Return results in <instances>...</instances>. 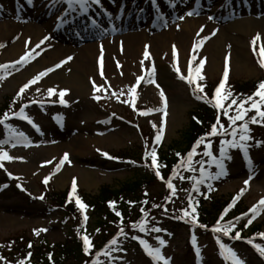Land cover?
I'll list each match as a JSON object with an SVG mask.
<instances>
[{"label":"rangeland","instance_id":"374dc122","mask_svg":"<svg viewBox=\"0 0 264 264\" xmlns=\"http://www.w3.org/2000/svg\"><path fill=\"white\" fill-rule=\"evenodd\" d=\"M157 1L164 11L159 16H163L166 26L158 30L148 25L132 32V35H143L132 54L127 50L128 33L123 31L98 41L83 40L88 30L81 22L83 12L79 5H73L75 10H71L67 0H32L31 4L28 0H0V66L15 64L29 52L33 55L28 62L14 68H0V120L10 119L20 126L10 132L5 129L6 124H0V153L7 152L11 157L0 161L3 165L0 167V248L5 244L6 248H11L10 262L27 260V252H23L27 245H20L24 238L39 247L41 238L56 245L97 232L95 213L78 206L80 215L68 214L63 207L57 206L54 198L74 183L72 199L80 201L78 196L82 194L95 196L104 185L118 189L146 174L144 160L153 151H166L181 142L190 125L191 112L203 100L201 94L207 82L215 89L223 80L226 57L229 58L227 82L264 80V66L259 56L260 44L264 43V0H243L241 3L239 0ZM148 2L152 3L151 0H101L100 4H95L90 0L88 11H94L90 12L91 16L102 26L113 22L109 17L117 14L116 9L122 14L125 5L131 4L141 13L150 12L152 9L146 8ZM220 2L224 4L213 5ZM207 7L214 13L201 12ZM194 8L199 9L200 14L188 16ZM70 14H78L77 20L69 18ZM117 21L119 26L127 28L126 22ZM241 26L248 29L239 31L237 28ZM186 29H190L189 39L183 41ZM213 32L216 34L212 35ZM258 34L261 40L257 41L254 52L251 41ZM163 35L165 40L160 39ZM204 37L209 38L192 64L195 68L200 59H206L201 73L204 79L198 81L204 91L198 92L196 84L189 83V63L193 45ZM90 44L94 45L92 62L89 67L85 64L83 70L78 55ZM146 49L150 53L147 60L144 58ZM43 61L46 67L39 70ZM57 65L61 67L54 69ZM42 72L47 75L21 94L20 89ZM58 72L61 76L53 81ZM76 74L89 87L84 97L70 84ZM140 76L145 79L137 86ZM192 78L195 79V73ZM94 85L101 91L97 92ZM134 87L135 93L132 92ZM48 89H54L55 94L49 96ZM61 91L66 92L65 103L60 102ZM31 101L34 102L24 107ZM45 104L51 105L45 109ZM22 108L26 116L24 121L18 115ZM255 115V110L249 112L245 121ZM237 134L235 141L246 144L247 156L240 148L222 143L216 146L208 141L195 149L193 158L205 149L210 152L226 149L228 158L223 159L224 171L218 178L221 170L215 161L201 168L191 179L186 174L193 168H187L173 180L152 178L147 185L151 195L163 192L169 182L173 185L165 194L164 206L168 209L165 212L176 216V210L187 206L186 198L190 199L189 191L193 189L194 194L204 199H237L235 203H241L247 210L241 218L234 217L235 225L239 222L248 226L260 224L264 232V210L255 219L250 212L264 200V124L249 123L251 139L246 142L239 141V132ZM157 135L161 137L159 142ZM65 155L67 160H64ZM221 159L220 151L216 161ZM88 173L94 182L87 181ZM46 178L47 183L44 182ZM201 180L203 183H197ZM250 219L252 223L248 224ZM155 221L157 227L154 228L161 231H153L156 234L152 237L149 233L146 244L153 249L160 248V255L167 264H226L220 256L221 243L236 253L241 264H264V255L254 247L264 248V238L248 245L202 230L194 235L188 225L168 218L157 217ZM136 231L134 234L123 231L109 249L95 250L87 254L88 259L82 263L68 264H164V260L156 261L149 256L144 245L126 241L129 236L138 235L140 230ZM158 238L165 241L163 246ZM229 262L232 264L231 260ZM0 264L6 263L0 259Z\"/></svg>","mask_w":264,"mask_h":264},{"label":"trees","instance_id":"16d2710c","mask_svg":"<svg viewBox=\"0 0 264 264\" xmlns=\"http://www.w3.org/2000/svg\"><path fill=\"white\" fill-rule=\"evenodd\" d=\"M260 83H264V80L245 83L229 81L226 83V88H228V91L232 93V97L239 103L247 100L249 97L255 99L254 93L258 91ZM215 89L207 82L203 97H206V100L191 112L190 125L183 133L181 142L170 146L166 151L159 150L155 153L157 166H153L152 158L149 156L144 160L148 172L142 177L127 182L118 189L104 185L96 196L86 194L81 196L82 204L86 206V209L92 210L97 217L96 224H98V231L88 237L91 242L90 251H85L83 239H68L56 245H52L44 239L38 247L29 239L24 238L20 245L22 247H26V245L29 247H26V251H23L27 252V260H16L18 261L16 264H68L69 262L74 263V261L82 263L88 259L89 256H86L87 254H91L95 250L101 251L110 247L112 245L111 241L117 238L118 234L121 233V229L134 234L138 231L136 229L140 230L139 225L143 224L145 231H140L135 236H129L127 240L136 241L133 237H137L138 239L146 237L152 232L153 227L157 225L155 221L157 217L161 219L168 218L182 225L186 224L191 228L189 231L192 234H197V231L202 230L215 236L226 238L229 241L246 243L248 245H251L248 241L254 242L255 240L262 239L264 236L261 234H264V232L260 224L245 227L246 224L244 222H239V224L235 225L234 221H232L234 217H241L243 212L247 210L241 203H235L233 198L228 200L216 198L204 199L199 194H194L193 189H191L189 191L190 199L186 198L187 206L176 210L177 214L173 216L169 214V211L165 212L168 209L164 206L166 201L165 194L169 192L168 185L163 189V192H159L155 196L151 195L147 189L148 183L152 181V178L154 180V176L173 180L180 173H184L187 168H193L192 172L186 174V177L191 179L201 168H205L214 162L213 157H215L216 161L217 155L205 156L204 152H202L195 156V158L192 157L189 164V153L194 148L196 149L201 146L197 144L198 141H202V143L208 141L212 145L217 146L225 141L238 140V134L232 136L230 133L234 127L239 128L246 121H237L235 126L231 125L223 110L214 106ZM222 103L227 108L231 103V98L222 101ZM246 105L245 107L247 108L248 106ZM228 111L229 115H235V106L228 109ZM214 125L217 127V135H211ZM157 171L160 173L159 176L156 174ZM57 196V198H54L58 204L57 206L63 207L68 214H81L77 203L68 199L69 191L57 194ZM67 201H69V204ZM193 207L196 209L195 213L192 212ZM185 211L189 213L188 217L184 216ZM117 213L120 215L117 216ZM193 219L195 223L192 222ZM229 223L233 225L229 236H224L222 232L217 235V232L213 231L217 226H227ZM128 228H130V231ZM237 231L241 234V239L239 240L234 239ZM6 247L7 245L5 244L0 248V252L2 253L0 256L2 258H8L12 254L11 248ZM7 262L14 264L8 260Z\"/></svg>","mask_w":264,"mask_h":264},{"label":"snow or ice","instance_id":"6c2138e0","mask_svg":"<svg viewBox=\"0 0 264 264\" xmlns=\"http://www.w3.org/2000/svg\"><path fill=\"white\" fill-rule=\"evenodd\" d=\"M100 2H101V0H91V3H95V4H100ZM151 2L153 4H155L156 0H151ZM28 3L31 4L32 0H28ZM67 3L69 4L70 9L73 11L75 10L72 7L73 5H79L82 12H87L88 8L90 6V0H67ZM199 14H200V10L195 9V8L192 11H189L187 13L188 16L199 15ZM158 19L163 20V16H158ZM209 19H212V17H209ZM199 31L202 33L204 31V28L202 27ZM215 34H216L215 32L212 33V35H215ZM208 38L209 37H204L200 41H198L197 43H195L193 45V49H192L193 55H192L190 63H189V83H195L196 84V90L198 92L204 91V88L199 84L198 81L204 79V76L201 73H202V69L205 66L206 59H200L199 65L196 66L195 68L192 67V64H193V62H195L199 58L198 57L199 50L203 46L205 40ZM260 40H261V37L258 34L251 41L254 52L256 51L257 41H260ZM41 43H43V42H41ZM36 47L38 48V47H40V45L38 44ZM173 55H174V57L177 56V52H176L175 48L173 49ZM259 56H260L262 66H264V43L260 44ZM149 57H150V53L146 49L144 52V58H145V60H147V59H149ZM32 58H33L32 52H29L25 56H22L18 61H16L15 64L2 65V66H0V68L11 69V68H14L15 65L28 62ZM69 59H71V58H69ZM100 63H101V67H102L103 66V57L102 56L100 58ZM228 64H229V58L226 57L225 70L223 73V80L221 81L219 86L215 89V105L214 106L217 108H221L223 110L224 115L228 117L231 125H233V126H235L237 124V121H245L247 114L249 112L255 110V112H256L255 116H252L249 119V121L243 123L241 127H239V128L234 127L233 131L230 133L232 136H236L237 133L239 132V141L246 142L249 139H251V137L248 135L249 123H251V124H257V123L264 124V110H262V108H264V83H260L258 86V91L256 93H254V96L259 97V100H256L253 97H249V98H247V100H244V101H241L238 103L237 100L234 97H232V93L230 91L225 92L226 83H227L228 76H229ZM117 66L119 67V64ZM56 67H61V65H57ZM176 71L177 72L180 71L179 67H177ZM193 73H195V79L192 78ZM101 74L103 75V72H101ZM46 75H47V72L40 73L37 77H35L32 81H30L29 84H25L24 87H22L20 89V93L23 94L25 92V90L30 87L31 84L37 83L42 77H44ZM149 75H151V73H149ZM181 78L183 79L184 77H181ZM144 79H145L144 76H140L136 81V85L139 86L141 84V82L144 81ZM149 82H152V81L150 80ZM94 87H95V90L97 92L101 91V88L96 87L95 85H94ZM135 91H136V88L134 87L132 89V92L135 93ZM54 94H55L54 89H48V95L49 96H52ZM65 95H66L65 91H61L59 93L61 103H65V101H64ZM229 98H231V103L228 105L227 108H225L222 101L227 100ZM96 99H99V97H96ZM245 104H249L250 106L246 108ZM233 106H235L236 114L235 115H229L228 109L232 108ZM18 115L22 119H26V117L23 115V108L21 109V111ZM2 123H4V121L0 120V124H2ZM29 123H31V121H29ZM217 134H218L217 127L214 125L212 127V130H211V135H217ZM160 138H161L160 135H157L156 141L159 142ZM21 139H22V134H21ZM200 143H202V141L197 142L198 145ZM222 144H227L231 148H240L241 150H243L245 152V156H247V148H246L245 143H240V142H237L235 140H232V141L222 142ZM207 147H210V145H208ZM220 151H221V157H222V159L220 161H215V157H213V160L217 163V166L221 170L220 172L217 173V178L219 177V175H222L223 171H224L223 159L228 158L226 149L224 147H222ZM194 154H195V148L192 150L191 153H189V156H188L189 164L191 163L192 156ZM150 155L152 158L153 166H157V159H156L155 151H153ZM204 155L205 156H212V153L210 151H205ZM5 159H11V157L8 155L7 152L0 153V161H4ZM64 160H67V155H65ZM61 163H63V161H61ZM248 163H249V165H251L250 160L248 161ZM2 166H3L2 163H0V167H2ZM156 174L159 176L160 175L159 171H157ZM201 175L202 176L204 175L203 171L201 172ZM44 182L45 183L48 182L47 178L45 179ZM197 183H203V180L197 181ZM245 183L247 184L248 182L246 181ZM168 187L170 189L173 187L171 182L168 183ZM73 191H75V183L73 185ZM77 204L81 210H83L86 207L78 199H77ZM261 210H264V200H261L257 206H254L252 209H250V212L252 213V218L255 219V217L261 212ZM195 211H196V209L193 207L192 212L195 213ZM119 215L120 214L117 213V216H119ZM184 216L188 217L189 213L187 211H185ZM86 219H87V217L85 216V220ZM192 222L195 223V220L193 219ZM251 223H252V219H250L248 221V224H251ZM247 226L248 225H245V227H247ZM139 227H140L141 232L145 231L143 224L139 225ZM232 228H233V225L231 223H229L227 226H217L216 228L213 229V231H215L217 233L222 232L224 236H229ZM152 231L160 232L161 229L154 228V229H152ZM121 232H123V229H121ZM261 235L264 236V234H261ZM133 239H136V237H133ZM234 239H237V240L241 239V234L239 231H237L235 233ZM158 240H159V244L161 246H163L165 241L162 239H159V238H158ZM83 241H84V245H85V251L86 252L90 251L91 242H90L88 236H84ZM248 242L251 243V241H248ZM116 243H117V241L115 239L111 241L112 245H115ZM192 243H193V245H195V243H196L195 237L192 238ZM141 244L144 245L145 251L147 252V254L149 256L153 257L154 260H156V261L164 260V264H167V261L165 260V258L160 255V248L153 249L150 246H148L145 241H141ZM30 247H31V245H30ZM254 247L261 253V255H264V248H262L260 245H254ZM220 249H221V255L224 256L225 260H231L232 264H241V261L237 259L236 253L233 252L231 248H228L226 245L221 243ZM197 254L199 255V249H197Z\"/></svg>","mask_w":264,"mask_h":264},{"label":"bare ground","instance_id":"6f19581e","mask_svg":"<svg viewBox=\"0 0 264 264\" xmlns=\"http://www.w3.org/2000/svg\"><path fill=\"white\" fill-rule=\"evenodd\" d=\"M239 2L241 3V2H243V0L241 1V0H239ZM216 4H218L219 6H221V5H223L224 3L223 2H220V3H216ZM127 8H129V9H133V5H128V7ZM255 11V10H254ZM43 15V14H42ZM204 18V17H203ZM239 31H246L248 28H246V26H241V27H238L237 28ZM189 31H190V29H186V31H184V34H183V41H186V40H188L189 39ZM123 32H126V33H128V43L127 44H129L128 46H127V44H126V46H127V50H128V52L129 53H132V54H134V49H136L135 48V44H136V42L138 41V40H140L142 37H143V35H141V34H136V35H132L133 33L132 32H130V30L128 29V28H126ZM130 32V33H129ZM138 32V31H137ZM101 38V37H100ZM160 39L161 40H165L166 39V37H165V35H163V36H161L160 37ZM158 40V38H156L155 39V42ZM93 50H94V45H88L86 48H84L80 53H79V55H78V59H79V61H80V65L82 66V69L84 70L85 69V64L88 66V64H91V62H92V54H93ZM239 61L240 62H243L242 61V58L240 59L239 58ZM45 63H44V61H43V63H42V65H41V63L39 64V66L40 67H38V69L39 70H41V69H43V68H45L46 66L44 65ZM89 67V66H88ZM61 72H58V73H56V77L55 78H53V81H57V79L61 76ZM71 85H72V88H74L75 90L77 89V90H79L78 91V93H79V95L80 96H82V97H84V96H86L87 95V93L89 92V87H88V85L85 83V81L81 78V76L80 75H78V74H76V75H74L73 77H72V81H71V83H70ZM72 146H74L75 147V145L73 144ZM88 182L90 183V182H94L93 181V178L91 177V173H88ZM93 186V185H92ZM91 186V184H90V187H92Z\"/></svg>","mask_w":264,"mask_h":264}]
</instances>
